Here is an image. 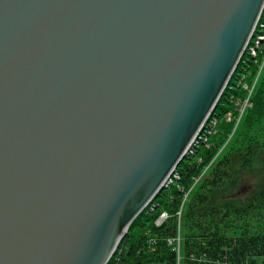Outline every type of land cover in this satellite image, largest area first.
<instances>
[{"label": "water", "instance_id": "water-1", "mask_svg": "<svg viewBox=\"0 0 264 264\" xmlns=\"http://www.w3.org/2000/svg\"><path fill=\"white\" fill-rule=\"evenodd\" d=\"M263 7L0 0V264H107L195 145Z\"/></svg>", "mask_w": 264, "mask_h": 264}, {"label": "trees", "instance_id": "trees-1", "mask_svg": "<svg viewBox=\"0 0 264 264\" xmlns=\"http://www.w3.org/2000/svg\"><path fill=\"white\" fill-rule=\"evenodd\" d=\"M250 51L249 46L168 187L133 221L107 264H264V176L247 190L240 187L264 151L262 52ZM259 70L249 105L228 139L235 121H227L225 110L234 109L232 96L247 94L238 84L242 77L251 84ZM208 138L210 149L204 148Z\"/></svg>", "mask_w": 264, "mask_h": 264}, {"label": "rangeland", "instance_id": "rangeland-1", "mask_svg": "<svg viewBox=\"0 0 264 264\" xmlns=\"http://www.w3.org/2000/svg\"><path fill=\"white\" fill-rule=\"evenodd\" d=\"M263 9H264V7H263ZM260 18H262V16L260 17ZM260 20V19H259ZM259 22V21H258ZM254 36V35H253ZM252 36V37H253ZM251 37V38H252ZM250 38V39H251ZM255 40V39H254ZM250 42V41H249ZM256 43H257V46L259 47V49H258V52H260L261 51V49H262V47H264V41H260V43L258 44V42H252L251 43V45L248 43V45H247V47H253L252 45L254 44V46L256 45ZM246 47V48H247ZM246 51V50H245ZM251 53H252V51H250ZM252 57H254L253 55H252ZM261 64H260V67L261 68H263V70L262 71H264V53H262L261 54ZM263 66V67H262ZM260 68V69H261ZM249 70V69H248ZM259 73H260V70L255 74V76L253 77V79H252V82H251V84L249 83H247L246 81H245V79H244V76L242 77V79L240 80V82L238 83V84H241V87H242V89L246 92L247 91V97H246V95H245V93H244V96H239V95H236V96H232V98H231V101H232V106L234 107V109L233 110H225V115L227 116V117H229L228 118V120L227 121H231V120H234L235 122H234V126H233V129H232V132H231V134L229 135V137H228V139L230 138V136L232 135V133H233V131L236 129V127H237V125H238V123L240 124V122H241V118H243L242 116H243V113H244V108L246 107V105H249V102H248V98H249V94L251 93V91L253 90V88H254V86H255V83H256V81H257V78H258V75H259ZM232 77V76H231ZM231 79V78H230ZM230 81V80H229ZM237 111V113H236V115H235V112ZM209 118H212V114L209 116ZM208 118V119H209ZM241 119V120H240ZM211 120V119H210ZM207 122V121H206ZM239 126V125H238ZM238 128V127H237ZM209 138H212V136L210 135L209 136ZM209 138H208V140H206V142H205V146H204V148H208V149H210L211 147H212V142H211V140H209ZM197 142V141H196ZM224 145H225V143H224ZM223 145V146H224ZM223 146H218V148H219V150H218V152H217V154H219V152L222 150V148H223ZM193 149V147L191 148V150ZM190 150V151H191ZM189 152V151H188ZM216 154V155H217ZM212 161H213V159H212ZM212 161L207 165V167L212 163ZM206 167V168H207ZM205 168V169H206ZM246 175H248V176H250V178L248 179H246V180H244L242 183L243 184H241V190H247V189H249L250 188V182L251 181H257L259 178H261L262 176H264V151H261L260 152V154L258 155V157L256 158V160H255V162H254V164H253V167L249 170V171H247V173H246ZM178 177V176H177ZM195 182H196V180H195ZM239 187V186H238ZM192 189V186L186 191V194H185V196H184V199L187 197V195L189 194V192H190V190ZM238 190H239V188H238ZM156 223H157V220H156ZM161 223V222H160ZM157 224H159V223H157ZM178 243H179V241H178Z\"/></svg>", "mask_w": 264, "mask_h": 264}, {"label": "built area", "instance_id": "built-area-1", "mask_svg": "<svg viewBox=\"0 0 264 264\" xmlns=\"http://www.w3.org/2000/svg\"><path fill=\"white\" fill-rule=\"evenodd\" d=\"M263 11V10H262ZM262 16V18H260ZM260 17L257 21V24L254 28L253 31V37H254V42H258V44L260 43V41H264V13L261 12ZM252 37V38H253ZM259 47L257 46V48H255V46L251 47V51L253 55H256V53L258 52ZM262 53H264V47H262L261 51ZM165 218V213H161L160 216L157 219V223H160L163 221V219ZM179 241V238H178Z\"/></svg>", "mask_w": 264, "mask_h": 264}, {"label": "bare ground", "instance_id": "bare-ground-1", "mask_svg": "<svg viewBox=\"0 0 264 264\" xmlns=\"http://www.w3.org/2000/svg\"><path fill=\"white\" fill-rule=\"evenodd\" d=\"M214 109H215V108H214ZM212 112H213V111H212ZM210 115H211V114H210ZM157 219H158V217H157ZM157 219H156V220H157Z\"/></svg>", "mask_w": 264, "mask_h": 264}]
</instances>
